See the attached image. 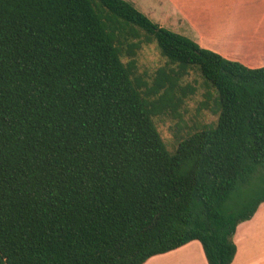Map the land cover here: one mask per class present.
Segmentation results:
<instances>
[{
	"label": "trees",
	"instance_id": "trees-1",
	"mask_svg": "<svg viewBox=\"0 0 264 264\" xmlns=\"http://www.w3.org/2000/svg\"><path fill=\"white\" fill-rule=\"evenodd\" d=\"M166 59L151 76L136 52ZM215 119L168 148L154 116L197 91ZM264 65L152 21L128 0H0V264H142L191 240L231 264L264 188Z\"/></svg>",
	"mask_w": 264,
	"mask_h": 264
},
{
	"label": "crops",
	"instance_id": "crops-1",
	"mask_svg": "<svg viewBox=\"0 0 264 264\" xmlns=\"http://www.w3.org/2000/svg\"><path fill=\"white\" fill-rule=\"evenodd\" d=\"M176 6L180 34L242 63L264 65V0H164ZM253 1V3H252ZM236 253L231 264H264V201L253 216L240 222L233 236ZM142 264H208L201 243L191 240L155 254Z\"/></svg>",
	"mask_w": 264,
	"mask_h": 264
},
{
	"label": "rangeland",
	"instance_id": "rangeland-1",
	"mask_svg": "<svg viewBox=\"0 0 264 264\" xmlns=\"http://www.w3.org/2000/svg\"><path fill=\"white\" fill-rule=\"evenodd\" d=\"M138 10L142 11L152 21L172 31L181 33V28H178L175 14L176 6L171 3L172 9H168V4L164 0H128ZM262 0L255 2L260 3ZM253 3V1H252ZM175 9V10H174ZM177 24V23H175ZM180 29V31H178ZM136 61L138 71L151 76L155 69L163 65L166 59L160 54L155 42L142 44L136 52ZM192 83L197 86V91L184 99L182 105L176 114H163L154 116V123L160 132L162 139L165 141L168 148H172L176 144L175 134H184L187 131L193 130L201 123H208L215 119L209 110L203 109L200 112L197 110L198 102L203 98L202 78L194 69L190 70L189 74L182 79V83ZM264 188V169L260 172H255L247 178V180L239 184L237 192L232 196L230 205L237 208L241 203L249 199L257 189Z\"/></svg>",
	"mask_w": 264,
	"mask_h": 264
}]
</instances>
